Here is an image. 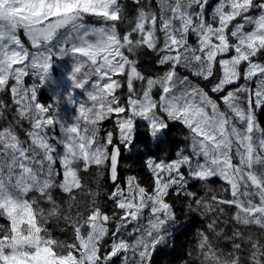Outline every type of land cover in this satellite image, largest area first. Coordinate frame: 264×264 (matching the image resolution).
Returning a JSON list of instances; mask_svg holds the SVG:
<instances>
[{
  "label": "snow or ice",
  "instance_id": "6c2138e0",
  "mask_svg": "<svg viewBox=\"0 0 264 264\" xmlns=\"http://www.w3.org/2000/svg\"><path fill=\"white\" fill-rule=\"evenodd\" d=\"M0 264H264V0H0Z\"/></svg>",
  "mask_w": 264,
  "mask_h": 264
},
{
  "label": "trees",
  "instance_id": "16d2710c",
  "mask_svg": "<svg viewBox=\"0 0 264 264\" xmlns=\"http://www.w3.org/2000/svg\"><path fill=\"white\" fill-rule=\"evenodd\" d=\"M150 63V61L147 58H144L142 61V67L147 66ZM121 174L122 175H127V174H134V173H141V167H140V162L135 158L129 156L128 153L122 152V157H121ZM142 177L146 180L147 179V173L146 171L142 172ZM200 221L199 218H196L193 220V224L189 229L190 233H194L196 230V227L199 225ZM55 234L57 235L58 238L63 239V234L59 232L58 230H54ZM179 243H183L187 247V239L185 236H181L179 238ZM159 259V257H158Z\"/></svg>",
  "mask_w": 264,
  "mask_h": 264
}]
</instances>
